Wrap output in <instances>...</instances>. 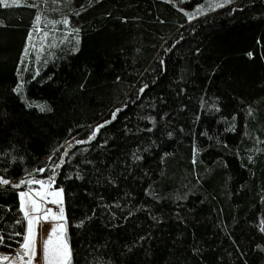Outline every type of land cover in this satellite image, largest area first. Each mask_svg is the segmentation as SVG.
I'll return each mask as SVG.
<instances>
[{"label":"trees","instance_id":"obj_1","mask_svg":"<svg viewBox=\"0 0 264 264\" xmlns=\"http://www.w3.org/2000/svg\"><path fill=\"white\" fill-rule=\"evenodd\" d=\"M0 178L62 189L71 264H264V0L0 3Z\"/></svg>","mask_w":264,"mask_h":264},{"label":"rangeland","instance_id":"obj_2","mask_svg":"<svg viewBox=\"0 0 264 264\" xmlns=\"http://www.w3.org/2000/svg\"><path fill=\"white\" fill-rule=\"evenodd\" d=\"M20 1L21 0H4V2L8 4L19 3ZM169 1L173 2L179 9L184 11L188 15V18H192L196 15L205 13L206 11L213 9L216 6H221L228 0H202L194 7H186L184 5V2L190 0ZM41 21V19L37 21L36 28L32 31L27 44V50L35 55L34 58H38L40 56L44 45L51 44V39L53 38V31H51L48 27H41ZM47 23L49 22L47 21ZM39 186L40 187L38 188H30L23 191L16 190L10 192L6 196L0 197V204L5 206L8 215H13V227H11V230L9 231L5 229L3 234V238L5 239L2 246L3 250H0L10 252L14 248L19 247L22 254L19 259H12L10 256H2V254L0 253V264H47V260L45 259L43 253V245L44 242L48 240L49 236L52 237L53 243H55L57 239L66 242L67 247L70 250V257L67 261V264H71V248L67 238V222L63 191L61 188L50 187L49 183H47L46 181H44L43 187H41V185ZM22 192L27 194L23 198V207L20 195ZM37 192L40 193L39 197L36 195ZM29 197H31V199H29ZM41 197H43V199H41ZM32 200L36 201V206L39 208V211H32ZM53 200L58 202L52 203ZM47 204L58 206L59 212H53L52 209L46 207ZM21 208L24 210V212H28L29 214L27 226L25 224V221H22L20 217ZM61 208H63L62 218L60 211ZM48 209H50L51 211L48 212ZM29 219H32L31 238L33 241V245L31 252H27V250L22 247L25 237L29 235V231H26L27 227L29 228ZM57 225H62L63 228L57 229ZM24 226L26 227L24 228ZM53 229H56V231L54 232ZM1 234L2 233L0 231V235ZM12 241L14 243L10 244L14 246H11L10 244H8L9 246H5L4 243ZM5 257H7V259H5Z\"/></svg>","mask_w":264,"mask_h":264},{"label":"snow or ice","instance_id":"obj_3","mask_svg":"<svg viewBox=\"0 0 264 264\" xmlns=\"http://www.w3.org/2000/svg\"><path fill=\"white\" fill-rule=\"evenodd\" d=\"M3 2H4V0H0V3H3ZM5 6H7V5H5ZM36 19H37V21H39V17H37ZM63 23L67 24L68 23L67 19H65L63 21ZM15 91L19 92L20 87L18 86L17 89H15ZM29 106L31 107V105H29ZM40 110L44 111L45 110L44 106H40ZM37 171L42 172V171H44V169H38ZM50 180H51V178H50ZM0 183L7 184V183H9V181L4 180L3 178H0ZM21 183L22 184L23 183H28V184L35 183V184L41 185V187H43V185H44L43 180H35V181H33V180L23 181L22 180ZM18 186L19 185H17V187ZM20 195H21L22 207H23V198L27 194L22 192ZM36 195L39 197L40 193L37 192ZM29 199H31V197H29ZM41 199H43V197H41ZM57 202L58 201H55V200L52 201V203H57ZM32 211L33 212L39 211V208L36 206L35 200H32ZM47 211L50 212L51 210L48 209ZM60 211H61V218H62L63 208H61ZM24 215L28 216L29 214H28V212H25ZM31 225H32V219H29V228H28L29 235L25 237L24 244L22 245V247L24 249H26L27 252L32 251V245H33V241L31 238ZM56 228L62 229L63 226L57 225ZM53 231L55 232L56 229H53ZM0 242H2V237H0ZM43 253H44L45 259L47 260V264H67V261L70 257V250L68 249L66 242L57 239V241L55 243H53L51 236H49L48 240L44 242ZM5 259H7V257H5Z\"/></svg>","mask_w":264,"mask_h":264},{"label":"built area","instance_id":"obj_4","mask_svg":"<svg viewBox=\"0 0 264 264\" xmlns=\"http://www.w3.org/2000/svg\"><path fill=\"white\" fill-rule=\"evenodd\" d=\"M46 207L52 209L53 212H59V207L56 206V205L53 206V205H51V204H47ZM20 211H21V209H20ZM21 217L23 218V221H25V224H26V226H27V224H28V216H25V215H24V212L21 211ZM26 226H24V228H25ZM27 230H28V227H27L26 231H27ZM0 251H1V250H0ZM2 252H3L4 254H3ZM0 253L2 254V256H3V255H5V256H6V255H7V256H10L12 259H19V258L22 256L19 247L14 248V249L11 250L10 252L1 251Z\"/></svg>","mask_w":264,"mask_h":264},{"label":"crops","instance_id":"obj_5","mask_svg":"<svg viewBox=\"0 0 264 264\" xmlns=\"http://www.w3.org/2000/svg\"><path fill=\"white\" fill-rule=\"evenodd\" d=\"M21 211L24 212V210L21 208ZM25 213V212H24ZM2 233V232H1ZM0 237H2V241H3V234L0 235ZM1 243V242H0Z\"/></svg>","mask_w":264,"mask_h":264}]
</instances>
